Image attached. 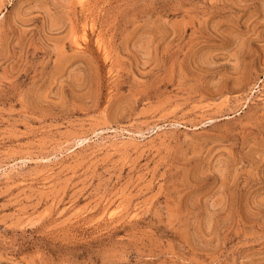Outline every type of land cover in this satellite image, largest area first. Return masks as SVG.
<instances>
[{
	"label": "rangeland",
	"instance_id": "1",
	"mask_svg": "<svg viewBox=\"0 0 264 264\" xmlns=\"http://www.w3.org/2000/svg\"><path fill=\"white\" fill-rule=\"evenodd\" d=\"M0 264H264V0H0Z\"/></svg>",
	"mask_w": 264,
	"mask_h": 264
}]
</instances>
